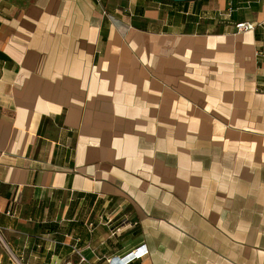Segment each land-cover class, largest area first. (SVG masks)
I'll return each instance as SVG.
<instances>
[{"label": "crops", "instance_id": "0c3cea01", "mask_svg": "<svg viewBox=\"0 0 264 264\" xmlns=\"http://www.w3.org/2000/svg\"><path fill=\"white\" fill-rule=\"evenodd\" d=\"M172 3L0 0V264H264V0Z\"/></svg>", "mask_w": 264, "mask_h": 264}, {"label": "built area", "instance_id": "2783aa9c", "mask_svg": "<svg viewBox=\"0 0 264 264\" xmlns=\"http://www.w3.org/2000/svg\"><path fill=\"white\" fill-rule=\"evenodd\" d=\"M255 29L256 26L250 23H240L236 26L237 33L255 31ZM120 231H121L120 229L116 230V232H120ZM148 254H149V250L147 249L146 245H140L138 249H135L134 251L126 255L124 258H114L113 260H111V262L112 264H128L130 262L140 260L141 257L147 256Z\"/></svg>", "mask_w": 264, "mask_h": 264}, {"label": "rangeland", "instance_id": "374dc122", "mask_svg": "<svg viewBox=\"0 0 264 264\" xmlns=\"http://www.w3.org/2000/svg\"><path fill=\"white\" fill-rule=\"evenodd\" d=\"M4 229L0 228V249L2 251H5V253H9V247H7V242H6V239H5V236L3 235ZM6 242V243H5Z\"/></svg>", "mask_w": 264, "mask_h": 264}, {"label": "water", "instance_id": "95a60500", "mask_svg": "<svg viewBox=\"0 0 264 264\" xmlns=\"http://www.w3.org/2000/svg\"><path fill=\"white\" fill-rule=\"evenodd\" d=\"M167 1L174 2V3H179V2L194 3L196 1H204V0H167ZM67 264H71V263H67Z\"/></svg>", "mask_w": 264, "mask_h": 264}, {"label": "trees", "instance_id": "16d2710c", "mask_svg": "<svg viewBox=\"0 0 264 264\" xmlns=\"http://www.w3.org/2000/svg\"><path fill=\"white\" fill-rule=\"evenodd\" d=\"M161 2H165V3H169V4H173L172 2L166 1V0H160ZM202 2H207V0L205 1H199V2H195V3H202ZM188 4V3H186Z\"/></svg>", "mask_w": 264, "mask_h": 264}]
</instances>
